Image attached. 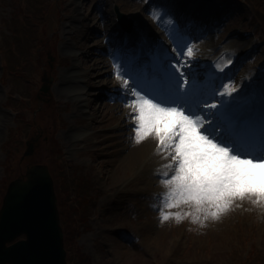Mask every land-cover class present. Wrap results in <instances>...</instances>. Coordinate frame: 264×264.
Returning <instances> with one entry per match:
<instances>
[{"label": "rangeland", "instance_id": "obj_1", "mask_svg": "<svg viewBox=\"0 0 264 264\" xmlns=\"http://www.w3.org/2000/svg\"><path fill=\"white\" fill-rule=\"evenodd\" d=\"M33 1L0 0V202L10 181L7 173L10 172V177L17 176L25 172L31 161L49 163L51 159L56 174L66 181L63 189L68 190L71 198L68 207L76 205L78 196L84 194L81 193L83 186L79 193L77 186L76 189L71 187L76 175L86 184L87 196H92L89 207L84 208L87 217L80 226L76 243L89 258V263L85 264H241L247 258H252V264H264V207L253 203L252 199H237L219 219L209 217L203 223L187 215L190 211L195 213L188 203L163 208L167 212H180L183 218L177 220L173 216L162 220L161 211L154 207L161 194L157 191L156 182L161 183L157 172L143 175L153 179L150 183L146 179L136 180L131 170L124 172L116 167L117 174L126 176L125 180L114 185L108 179L107 173L115 170L113 162L118 160L122 145L114 136L120 117L116 116V98H111L110 91H116L119 80L112 72L99 74V78L107 81L105 91L100 85L92 86L86 81L83 84L96 93V102L104 104L101 114L96 108L91 113L88 110L76 113L77 98L70 96L73 87H56L61 74L67 75L74 64L82 63L86 56L81 54L85 49L104 56L107 61L104 68L111 69L120 63L118 56L115 59L106 54V50H100L106 43L100 34L104 28L102 21L106 11H113L118 5L131 14L138 28L148 30L152 23L146 21L143 1L46 0L35 6ZM235 1L246 8L235 30H249L250 23L245 20L251 13L263 25L264 0ZM111 17L115 21L113 13ZM250 36H253L252 31ZM86 37L97 38L85 45ZM257 39L264 44V36ZM199 48L206 52L214 49L208 44ZM48 51L54 56L52 69L47 61ZM75 54L80 55V60ZM3 61L7 70L2 67ZM78 66L80 69L81 65ZM85 68L81 72H87L88 67ZM262 68L264 59L254 65L255 81L259 84L264 81L260 77L264 76V72H260ZM8 69L26 76L8 74L5 80L3 74L8 73ZM45 72L54 77L48 91L42 92ZM87 76L80 75L84 79ZM4 113L9 116L5 123ZM82 132L87 136L80 135ZM33 137L36 151L34 149L31 156L20 162L27 150V141ZM59 147L62 153L58 152ZM169 159L172 160V156ZM150 163L147 159V164ZM158 169L171 171L164 167ZM118 186L124 190L118 192Z\"/></svg>", "mask_w": 264, "mask_h": 264}, {"label": "snow or ice", "instance_id": "obj_2", "mask_svg": "<svg viewBox=\"0 0 264 264\" xmlns=\"http://www.w3.org/2000/svg\"><path fill=\"white\" fill-rule=\"evenodd\" d=\"M187 55H195L190 46ZM112 74L121 81L118 95L123 93L120 98L133 110L132 140L138 144L153 136L156 151L172 156L162 166L171 171L156 173L165 186L160 194L164 208L188 203L195 213L187 215L203 223L209 217L219 219L237 199L249 198L264 207V110L254 123L235 106V97L233 103L221 101L239 91L232 83L226 91L214 90L180 64L153 73L131 62L116 63ZM183 215L161 209L162 220Z\"/></svg>", "mask_w": 264, "mask_h": 264}, {"label": "water", "instance_id": "obj_3", "mask_svg": "<svg viewBox=\"0 0 264 264\" xmlns=\"http://www.w3.org/2000/svg\"><path fill=\"white\" fill-rule=\"evenodd\" d=\"M26 176L9 185L0 211V264H67L49 169L35 165ZM22 233L26 240L7 244Z\"/></svg>", "mask_w": 264, "mask_h": 264}, {"label": "bare ground", "instance_id": "obj_4", "mask_svg": "<svg viewBox=\"0 0 264 264\" xmlns=\"http://www.w3.org/2000/svg\"><path fill=\"white\" fill-rule=\"evenodd\" d=\"M168 6H169L168 3H166V5L163 4L162 10L163 11L170 10L171 18H173V16L175 18L181 17L178 10L173 9V8L169 9ZM145 17L149 20L147 16ZM78 20L80 19L78 18ZM81 20H84V17ZM168 20L169 18L165 19V21H168ZM186 33H187V36H189V33L187 31ZM92 34H93L92 36H94V31H92ZM102 34L104 36H107L108 35L107 30L103 29ZM94 38H97V37H91V38L86 37L84 39L85 45L88 44V42ZM120 42L121 40L115 37L114 35L110 39V45H114V44L116 45ZM217 43L218 42H216L214 37L208 38L207 44L209 46H213L214 44L217 45ZM130 46L131 45H127V48H129ZM94 49H96V47H94ZM92 50L89 51L85 49L84 53L81 54V55L86 56V57L84 56L85 59L82 60V63L77 64V65L74 64L72 66V68L74 69H70V72H68L67 75L61 74V76L56 82V87L58 89H61L65 86L73 87L70 96H72V98H77V100L74 102V111L76 113L86 112L87 110L88 112L91 113L92 110L96 108L97 112L101 114L102 111L104 110V104L96 102L95 100L94 94L96 93H93L92 91L83 87V84H85V81H86L89 83V85H92V86L100 85L104 89V85L107 83V81L103 78H99L100 77L99 74H103V73L105 74V72L113 73V69L104 68V66L107 65L106 58L104 56L94 53ZM75 55L77 59L80 60V55L78 54H75ZM78 65H81L80 69H78L79 67ZM86 66L88 67L87 72L86 71L81 72V69H85V70L87 69L85 68ZM80 75H84V76L88 75V76L87 78L84 79L83 77L81 78ZM117 99L123 101L121 98H117ZM121 101L116 102L114 108L116 109V116L120 117L119 123H122V125L120 124L118 125L119 129L117 130V133H116V136H118V138L120 139V143H122V145L119 149L120 153L118 154V160L116 162H113V165H115L114 166L115 170L107 173L108 179H110L111 182L114 183V185H116V183L120 184V181L123 182L125 180L126 176H120L119 174H117L116 172V167H117L119 169H122L124 172H126L127 170L129 171L131 170L133 174L132 176L136 180L146 179L148 182L152 183L154 182L153 179L151 178L148 179L146 178V176H143V175L144 174L147 175L152 172L156 173L159 170L158 168H161L163 165L168 163L171 155L166 154L165 151H161V152L156 151L157 140L153 136H149L147 139H145L144 141L138 144L132 140L133 128H130L128 125H126V122H127L126 120L132 117L131 113H133V110L131 107L127 106L126 100H124L123 102ZM8 119H9V116L6 113H4V118H3L4 123ZM206 119H212V118L206 117ZM80 135L87 136L85 132L80 133ZM129 135L131 136V139L127 140L126 137L128 138ZM110 138L111 137L107 139L110 140ZM147 159L151 160L150 164H147ZM157 184L159 185V182ZM120 189L124 190V188L118 186V192Z\"/></svg>", "mask_w": 264, "mask_h": 264}, {"label": "trees", "instance_id": "obj_5", "mask_svg": "<svg viewBox=\"0 0 264 264\" xmlns=\"http://www.w3.org/2000/svg\"><path fill=\"white\" fill-rule=\"evenodd\" d=\"M33 2L34 6L43 3L40 0H34ZM55 176L59 197V207L66 236V248L68 252V258L70 264H77L82 260V258L79 259V257H83V254L80 253V246L76 245L75 243V236L76 233H78L80 225H83L85 223V218L81 213H78L79 205L74 206V208H70L67 206L69 204L68 200L71 199L70 195H68V191L63 189L64 183L62 182L61 178L57 174H55ZM79 199H84L86 202V197L82 196ZM79 204H81L80 201ZM251 259L247 258L243 260L241 264H252L248 263L252 262Z\"/></svg>", "mask_w": 264, "mask_h": 264}]
</instances>
